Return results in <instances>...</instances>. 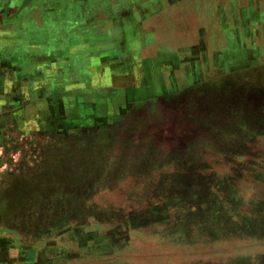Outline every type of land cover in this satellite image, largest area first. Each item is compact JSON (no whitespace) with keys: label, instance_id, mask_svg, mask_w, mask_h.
<instances>
[{"label":"rangeland","instance_id":"obj_1","mask_svg":"<svg viewBox=\"0 0 264 264\" xmlns=\"http://www.w3.org/2000/svg\"><path fill=\"white\" fill-rule=\"evenodd\" d=\"M217 1L0 0V237L28 263L264 264V0Z\"/></svg>","mask_w":264,"mask_h":264},{"label":"crops","instance_id":"obj_2","mask_svg":"<svg viewBox=\"0 0 264 264\" xmlns=\"http://www.w3.org/2000/svg\"><path fill=\"white\" fill-rule=\"evenodd\" d=\"M236 1L238 3V0H236ZM224 3L225 2H221V1L218 2L217 0H214V4H220L222 6V8L224 7ZM240 6H243V4H241ZM214 13L217 14L216 11ZM212 19H215V18L212 17ZM236 23H238V22H236ZM236 23L234 22L233 26H235ZM235 29L238 31V28L236 26H235ZM230 32H234V30H228L227 31V33H229V34H230ZM219 33L221 34V37L225 41L226 40V38H225L226 33L224 32V30H222ZM258 37H260V39H262L264 41V37L259 32L255 33L253 40L259 41ZM256 38H258V39L256 40ZM89 40L91 43H93V36H90ZM261 43H264V42H261ZM261 43H260L261 47L258 45L257 42H255V45H257L258 48H263L264 44L262 45ZM120 47H121V45H120ZM225 47L227 49L228 45H226ZM113 48L114 47H112V49ZM36 49H40V48H36ZM108 49L109 48H105L103 51H108ZM40 50L42 52V49H40ZM40 50L38 51L39 54H40ZM87 55L88 54H86L85 56H87ZM86 58L88 59V57H86ZM89 58H92V57H89ZM13 73H15V72H13ZM23 73H25V72H23ZM23 73L21 74L22 79L25 78V76L23 77ZM21 89H23V88H21ZM27 98H29V97L27 96ZM23 101H25V102L27 101L26 97L23 98ZM19 237H20V240H18L16 237H13V236H1L0 237V264H17V261L19 262V264H30L27 261L26 254H31V251L34 247V244H33L34 241H32L31 239L27 240L28 236L23 235V236H19ZM30 242H31V245L29 244ZM12 249L16 252V256H12V254H11ZM49 253H50V251H49ZM31 255H33V254H31ZM44 255H46V257ZM33 257L37 261L38 260L41 261V262H37V264H42V262L47 263L50 260V256H48V253L46 254V250L43 251L42 249H39L37 251V253H34Z\"/></svg>","mask_w":264,"mask_h":264}]
</instances>
